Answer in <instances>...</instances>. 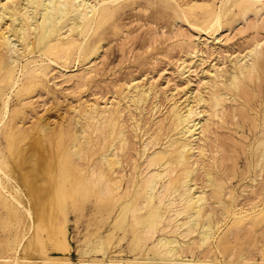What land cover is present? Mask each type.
<instances>
[{
  "label": "bare ground",
  "instance_id": "1",
  "mask_svg": "<svg viewBox=\"0 0 264 264\" xmlns=\"http://www.w3.org/2000/svg\"><path fill=\"white\" fill-rule=\"evenodd\" d=\"M116 1L0 0V129L10 114L9 90L17 87L16 89L29 91L39 83L41 79L38 78L45 73L40 64L45 59L66 62L73 53L79 58L86 42L90 40L92 45L91 52L87 55V62L82 65V70L70 71L68 76L84 78L86 73L92 71L90 68L98 56L103 41L99 37L94 38L91 34L98 21L106 15L107 9ZM229 2L233 6L244 7L245 12L251 11L254 7L259 11L264 8V0H221L216 7L209 2L201 8L198 25L195 23L191 25L202 31L209 28L218 30L225 10L223 7ZM196 6L197 3L192 1L187 7H180L181 15L184 13L183 15L186 16L188 12L196 14L193 12V7ZM247 15L249 14H245ZM261 19L264 21V14ZM249 45L250 48L246 53L232 59L225 72H219L217 69L209 71L202 90L192 93L191 89L180 99L171 95L172 100L166 116L168 120L165 121L163 117L164 122L163 119L159 123L156 122L155 130L153 133L150 132L148 141L143 143L141 148L135 149L139 153V158L133 157L132 160V155L130 156L131 167L128 172L124 154L126 152L130 154L128 148L133 144L137 146L134 139L139 135L137 130H140L141 124L139 115L137 120H130L131 122L126 121V117L124 119L123 105L128 102L127 110H129L128 105L141 109L143 103L152 95L153 86L152 89L151 86L139 84L133 79L125 81L119 98L112 97L102 103L97 99L82 100L76 108L78 115L76 120L61 123L55 128L48 126L49 120L46 121L48 125L44 121L45 123L40 126L41 132L34 136L26 132L21 123L17 124L14 120L13 125L9 127L6 120L3 133L1 132L5 142L0 145V191L5 189L8 194H1L0 199L4 195V199L8 198L15 204V220L13 219L12 224L14 253L12 256L7 254L8 257H2L5 259L0 263L71 264L66 258L68 256L52 257L48 255L46 249L48 246L61 252L69 249L67 237L69 209L80 208L90 197L94 199V211L99 215L96 220L106 221L108 228L103 234L98 233L88 242L86 240L83 252L101 251L104 255L105 239L109 243L110 238L118 236L116 233L121 231L117 243L129 234L130 249L144 254L140 257L135 254L132 258L126 259L110 256L105 264H188L194 259H196L194 262L207 263L209 260V258L206 260L207 254L213 251L215 237L221 227H224L222 224L226 222V218L239 220L250 211L243 206V203L228 202L225 199L229 194L225 177L218 172L220 169L216 171L212 169L219 161H217L219 159L217 151L226 150L218 147V134L216 135L214 124L219 118L223 119L227 101L236 102L231 104L230 108L228 105V112H231L232 116L241 115L239 113L243 110L240 106H236L237 101L239 102V98L242 97L248 102L253 94L251 92L254 89L253 85L260 84L264 62V39H255ZM186 66L187 63L183 60L180 73L189 70V66ZM156 90H154L155 94ZM25 98L27 101L29 97L24 96L21 99ZM157 105L155 101L154 106ZM150 113L152 114V111ZM129 115L126 116L130 117ZM260 133L261 137L257 139L254 148L257 156L255 163L259 169H262L264 129ZM206 156L209 159H206ZM222 167L221 171L224 172ZM230 168L232 170L234 167ZM227 171L229 173L228 169ZM250 178L255 180V176ZM259 182L258 185H250L251 196H248V200L252 203L264 197L262 196L264 180ZM8 224L5 227L9 226ZM170 224L176 227V231L177 228H181L179 231H182V237L166 233L165 228ZM97 225L101 230L100 223ZM189 234L195 235L187 239L183 238ZM195 247L203 253L204 257L201 260L200 257L193 256ZM36 250L41 253L34 254ZM28 252L31 254L28 255ZM187 252H190V257L186 255ZM233 253L234 250L231 252L232 256ZM37 256L40 257L39 261L36 259ZM239 256L236 261L238 264H256L250 255L241 252ZM101 261L102 258L95 256L84 258L82 264H101ZM226 264L231 262L226 261Z\"/></svg>",
  "mask_w": 264,
  "mask_h": 264
},
{
  "label": "rangeland",
  "instance_id": "2",
  "mask_svg": "<svg viewBox=\"0 0 264 264\" xmlns=\"http://www.w3.org/2000/svg\"><path fill=\"white\" fill-rule=\"evenodd\" d=\"M192 1L197 3V6L193 7V12L196 14L186 12V16H184V13V15H181L182 12L180 11L182 10H180V7H187L188 3H191ZM220 1L221 0H117L115 4H111L109 9H107L106 15L98 21L95 30L91 34L94 38L96 37L98 39L99 37L103 41V44L100 46L101 49L99 48L100 54L98 53V56L94 59L93 66L90 68V71L92 69V73H86L84 78L79 76H73L74 78H72L68 76L70 71L78 72L82 70V65L87 62V55L91 52L92 45L90 40L86 42L85 49L79 58H76V54L73 53L71 54L72 57H70L69 61L66 62H54L45 59L42 64H40L42 65V71L45 73L40 75L38 80H41L39 83L35 84L37 86L34 85L32 87V89L34 88L33 90L30 89L29 91H25L21 88L16 89L17 87L9 90L8 93L10 94V97L8 100V106L11 115L9 114L7 116L6 120L8 124H10H7V126L11 127L15 120L17 121V124H22L27 130L26 132L31 136H34L41 132L40 126L47 120H49L47 121L49 122V125L47 122L45 124L54 128L61 123L76 120L78 117L76 108L78 103L82 100L92 101L97 99L102 103L112 97L117 96L119 98L121 95V87L125 85V81L127 82L133 79V81H137L139 84L153 86L154 89L152 87L153 91L151 93L152 95H150L147 100L148 103H143L141 109H135L132 105H128L129 110H127L126 105L129 103L125 102L126 104L124 103L123 105L124 119L126 117V121H134L138 119L139 115L140 121H138L141 124L140 130H137L139 134L137 137L139 136L140 138L136 137L134 139L136 140L138 147L136 144H133L135 147L132 145L128 148L130 154L127 152L126 154L128 156L124 154V159H127L125 167L128 172L131 167L130 156L132 155V160L133 157L139 158V153L135 149L141 148L143 143L148 141L150 132L152 131L153 133L157 123H159L161 119H163V122L164 118L165 121L168 120L166 117L168 114L167 108L170 105L172 96L175 98L179 97L180 99L191 89L192 93L202 90L206 84L204 81H206L207 74L210 73L209 71L217 69L219 72H223L229 67L235 56H241L246 53L250 48L249 44H251L252 41L258 38L264 39V21L261 19L264 14V8L259 11L258 8L254 7L255 9L253 8L251 11L249 10L245 12L243 10L244 7L233 6L231 5V2H229V5L227 4L223 7V10H225L223 11L221 19V27H219L218 30L213 28L204 29L205 33L204 30H199L191 25L192 23L198 25L200 20L199 16H201V8L204 4L211 2L209 4L216 7L220 4ZM228 6L231 8L229 7L227 10L226 7ZM245 14L249 15L245 16ZM240 20H242V22ZM254 23H259L260 25L255 26ZM183 60H185V63L189 66V70L180 73ZM263 70L261 71L262 73L260 72V84L253 85L254 89L251 91L255 95L252 94V96L249 97L248 102L242 97L241 99L239 98V102L237 101L236 106H240V109L242 108L243 110V112L239 113L241 115L236 114L235 116H232V113H229L228 110L232 106L231 104H235L236 102L227 101L226 113L224 114L223 119H218V122L216 123L218 126L214 124L216 135L218 134L217 143L222 145L218 144V147H223L226 150L223 152L222 150L217 151V158L219 157L217 161H219L216 162L217 165H213L212 169L215 171L220 169L218 172L222 173L225 177L227 183L226 188L229 193H226L227 196H225L227 198L225 197V199L228 202L243 203V206L250 211L246 213V216L243 215L240 219L238 218L239 220H233L232 217H229L230 219L228 217L226 218V222L222 224L224 227H221V230L219 229L220 231L215 237L214 249L212 248L213 251H209V255L207 254L206 260L209 258L207 263H203L202 261H200V263L194 262L196 260L194 259L193 262L188 264H226V261H230L231 264H238L236 261L240 258L239 254L241 252L245 253L247 256L250 255V257L255 260L253 261L254 263L264 264V197L259 199L257 201L258 203H252L248 200L251 196L250 185H258L259 181V183H261L264 180V167L259 169L256 165L255 162L257 156L254 148L257 139L261 137V135H259L261 134V130L264 129ZM87 74L90 75L88 76ZM82 79L84 80L82 81ZM116 90L118 93H116ZM154 90H156V94ZM153 93L155 96H153ZM24 96L29 97L27 98V101L26 98L23 100L21 99ZM20 100L22 101L19 102ZM155 101H157V107L154 106ZM131 108L133 113L130 112ZM164 108L166 109L164 110ZM158 109L160 111H158ZM143 110L146 111L144 112ZM150 111H152L153 117ZM136 112H138V114ZM160 112L162 113L160 114ZM128 113L130 115L132 113L133 116H130ZM134 113H136L137 116H135ZM126 115H129L130 117ZM141 120H143L142 123ZM5 121L2 124L3 126H1L2 130L0 129V145L5 142L4 135L2 134L4 125L7 123ZM128 124L130 125L129 122ZM147 131L148 133H146ZM142 132L143 135H141ZM207 152L210 153L209 151ZM209 155H211V153ZM205 158L209 159L207 156ZM221 167L224 172L221 171ZM230 167L234 168L231 170ZM227 169L229 170V173ZM252 176H255L254 181L250 178ZM3 193L6 195L8 194L5 189L0 191V195ZM3 196L4 195L1 196L0 204L6 201L2 205L4 207L7 206L8 210L0 205V209L2 208L0 212V218L2 219L0 220V227H2V229L0 228V235L4 234L3 236H0V245L2 246L0 247V262L5 259L2 257L12 256L14 253L12 248L14 246L12 242L14 227H12V224L15 220V204L8 198L4 199L5 197ZM93 202L94 199L90 197L86 202L82 203L80 208L74 207L69 209L67 234L70 244L69 249L65 252H61L48 246L46 249L48 255H51L52 257L61 256L64 258L68 256L66 258L71 264H82L84 258L87 259L95 256L102 258L101 264H105L110 256H115V258L120 259H126L128 257L132 258L135 254L139 257L142 256L144 253H136V251L130 249L128 241L130 240L131 235L127 234L126 238L121 239V242L117 243L121 231L116 233L118 236H112V238H110V242L113 241L112 243H107V240L105 239L106 250L104 255L101 251L83 252L84 246L88 240L94 238L98 233L103 234L108 228L106 221H103L104 227L103 222H98L100 221L99 219L96 220V218H99V215L98 213L96 215L94 211ZM249 202L252 203L253 206ZM11 203L13 205H11ZM8 205H10V207H8ZM5 222L10 223L11 225L8 223L5 224ZM99 223L101 225V230L99 225H97ZM7 224L9 226L5 227ZM165 229L167 234H177V236L182 237V231H179L181 228H177L176 231V227L173 224L166 226ZM95 230H97L96 234L93 235ZM194 235L195 234L185 235L183 238L187 239ZM229 236L230 238H228ZM86 240L87 242H85ZM9 248L11 250H9ZM233 250L235 253H233L232 256L231 252H233ZM199 251L200 249L195 247L193 256L194 258L196 256L200 257L199 260H201L204 256L203 253L201 251L199 253ZM238 251L240 253H238ZM18 252L20 253V251ZM37 252L38 250H36L34 254H37ZM20 254H22V252ZM30 254L31 252H28V255ZM186 255L188 257L191 256L190 252H187ZM237 256L239 257L237 258ZM36 259L39 261L40 257L37 256ZM233 260L235 262H233Z\"/></svg>",
  "mask_w": 264,
  "mask_h": 264
}]
</instances>
